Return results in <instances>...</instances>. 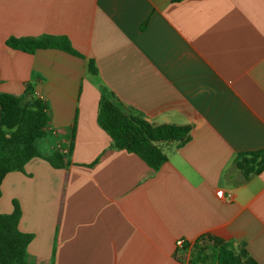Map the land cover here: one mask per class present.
I'll return each instance as SVG.
<instances>
[{
	"label": "crops",
	"instance_id": "1",
	"mask_svg": "<svg viewBox=\"0 0 264 264\" xmlns=\"http://www.w3.org/2000/svg\"><path fill=\"white\" fill-rule=\"evenodd\" d=\"M43 36L76 53L8 45ZM106 92L153 124L192 125L191 139L155 170L100 125ZM6 93L43 99L54 148L71 150L65 167L36 157L2 183L31 264H191L204 235L264 264V170L236 163L264 149V0H0Z\"/></svg>",
	"mask_w": 264,
	"mask_h": 264
},
{
	"label": "trees",
	"instance_id": "2",
	"mask_svg": "<svg viewBox=\"0 0 264 264\" xmlns=\"http://www.w3.org/2000/svg\"><path fill=\"white\" fill-rule=\"evenodd\" d=\"M8 45L27 52L54 47L76 53L67 39L50 36L12 37ZM89 68L97 73L94 59L90 60ZM49 121L48 106L43 99L33 96L25 101L13 94L0 95V197L5 177L13 171H24L25 165L36 157L58 168L70 163L71 150L64 153L54 148L57 137L49 129ZM99 123L116 147L138 154L155 170L169 161L166 145L176 143L180 147L191 139L192 125L153 124L113 92L102 95ZM41 142L50 146L48 150L41 148ZM236 163L247 177L258 174L264 170V149L239 153ZM21 214L17 201L11 214H0V264H31L28 247L33 234L20 230ZM207 241L211 243L207 245ZM194 245H197V253L191 264H259L246 242L237 244L233 240L204 235ZM189 248L191 242L187 241L183 249Z\"/></svg>",
	"mask_w": 264,
	"mask_h": 264
},
{
	"label": "rangeland",
	"instance_id": "3",
	"mask_svg": "<svg viewBox=\"0 0 264 264\" xmlns=\"http://www.w3.org/2000/svg\"><path fill=\"white\" fill-rule=\"evenodd\" d=\"M41 148L43 149V150H48V148L50 147V146H48L47 145V143L46 142H41ZM211 242H209V241H207V245H209ZM197 245H193V247L191 248V250H190V255H189V257L191 258V261L194 259V257H195V255H196V253H197V247H196ZM199 247V246H198ZM189 250V249H188Z\"/></svg>",
	"mask_w": 264,
	"mask_h": 264
},
{
	"label": "built area",
	"instance_id": "4",
	"mask_svg": "<svg viewBox=\"0 0 264 264\" xmlns=\"http://www.w3.org/2000/svg\"><path fill=\"white\" fill-rule=\"evenodd\" d=\"M218 195L222 197L223 196V191L222 190L218 191ZM185 243H186V241L184 239H179L177 241V247L178 248H184Z\"/></svg>",
	"mask_w": 264,
	"mask_h": 264
}]
</instances>
